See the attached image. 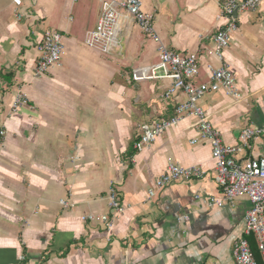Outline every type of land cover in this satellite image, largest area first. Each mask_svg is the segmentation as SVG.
I'll use <instances>...</instances> for the list:
<instances>
[{
    "label": "crops",
    "instance_id": "1",
    "mask_svg": "<svg viewBox=\"0 0 264 264\" xmlns=\"http://www.w3.org/2000/svg\"><path fill=\"white\" fill-rule=\"evenodd\" d=\"M77 1L24 0L32 18L18 20L12 0H0V129L5 131L0 136V264H235L233 244L247 239L243 218L250 203L241 195L221 206H203L204 199L220 198L222 191L214 179L210 144L191 143L200 137L195 118L186 117L140 151L134 148L142 123L173 112L160 98L168 79L131 78L132 70L158 61V44L128 20L118 36L123 49L102 54L86 46L100 2L94 26L83 27L72 16L81 13ZM170 1L141 0L143 10L154 14L164 8L171 12ZM181 5L174 18L161 10L159 37L173 50L197 52L202 67L195 83H205L203 65L219 64L205 48L222 23L220 3L182 0ZM236 19L238 30L224 61L241 98L208 92L199 104L223 143L242 147L244 127H264V0ZM46 28L62 33L63 53L58 64L36 76L31 42ZM82 39L92 50L83 48ZM18 90L26 93L27 104L10 112ZM263 154L262 138L236 157ZM169 162L199 166L204 176L171 183L148 197ZM112 183L123 214L109 230L83 221L85 214H110ZM183 214L189 219L177 220Z\"/></svg>",
    "mask_w": 264,
    "mask_h": 264
},
{
    "label": "built area",
    "instance_id": "2",
    "mask_svg": "<svg viewBox=\"0 0 264 264\" xmlns=\"http://www.w3.org/2000/svg\"><path fill=\"white\" fill-rule=\"evenodd\" d=\"M262 0H218L220 12L218 20L221 25L209 36V45L205 48L219 64L207 62L203 69L208 78L207 82L196 84L195 79L200 74L201 61L197 52H180L165 46L154 27V13L142 8L141 0H99L100 15L95 27L88 31L84 43L102 54H110L117 45L121 25L125 21L134 22L141 32L158 44V61L146 68L132 70L134 81L168 79L170 83L160 94V98L173 105L169 116H162L140 126V134L134 148L137 151L152 143L160 134L176 126L186 117L195 118L200 137L193 139L192 144L206 140L211 146L214 160V179L222 191L220 198L204 199L203 206H221L226 201L246 195L249 207L244 213V232L254 234L260 254L258 261L245 237L234 241L232 255L235 264H264V154L262 156L239 159L236 154L252 141L264 139V127L247 125L239 133L241 146H228L223 143L220 132L208 119L199 100L208 92L222 91L227 96L239 100L240 90L237 86L230 66L224 61V51L230 38L238 30L237 17L234 11H255ZM13 14L16 19L32 18V13L23 7L24 0H12ZM37 53L35 75L40 76L61 60L63 53V35L59 30L46 28L38 40L31 42ZM179 95L184 96L179 100ZM25 92L18 90L9 111L14 112L20 106L27 104ZM0 129V136H4ZM204 170L199 166H183L177 162H169L166 170L159 175L147 190L148 197H153L165 186L174 182H189L201 179ZM197 200L200 197L195 196ZM107 203L110 214H85L81 219L85 222H99L110 229L116 218L124 212L117 184H110L107 191ZM63 205H69L62 201ZM189 216H177V220H188ZM21 259L23 257L21 256Z\"/></svg>",
    "mask_w": 264,
    "mask_h": 264
},
{
    "label": "rangeland",
    "instance_id": "3",
    "mask_svg": "<svg viewBox=\"0 0 264 264\" xmlns=\"http://www.w3.org/2000/svg\"><path fill=\"white\" fill-rule=\"evenodd\" d=\"M150 3L152 5H154L153 3L157 4V0H156V2H153V0H150ZM159 3H161V2H159ZM77 4H78V8L81 10V13L78 12L77 14L75 13V14L72 15L74 20H76L75 23H81L83 25V27L84 26L85 27H87V26L93 27L94 26V16H95V13H96V8L99 5V1L98 0H79V1H77ZM181 4H182V0H177V5L172 4L171 1H170V3L167 4L166 7L171 8V12H169V11L166 12L167 9L164 8L163 10L160 9V12L158 11L156 14H154V16H155V18H154V26H155V29H156L157 33L159 32L158 30H159V27H160V21H159V19L157 17L160 15L161 10H162V12L164 14H166L168 16L173 15L172 17L174 18V15H177L175 13V11L182 10L181 9V6H182ZM88 8L91 9L90 12L88 11ZM142 36L147 37L143 33H142ZM81 43H82L81 45L83 46L84 49L92 50V49L87 48L84 45L83 39H82ZM123 47H124V44L122 42H119L118 45L115 48H113V50H116L118 48L123 49ZM102 56L106 57L108 55H102Z\"/></svg>",
    "mask_w": 264,
    "mask_h": 264
},
{
    "label": "trees",
    "instance_id": "4",
    "mask_svg": "<svg viewBox=\"0 0 264 264\" xmlns=\"http://www.w3.org/2000/svg\"><path fill=\"white\" fill-rule=\"evenodd\" d=\"M221 1V0H220ZM6 79L8 80L9 77H6ZM247 240L249 242V245H250V248L255 256V258L260 261V254H259V250H258V247H257V243L255 241V238L253 236V234H249L247 235Z\"/></svg>",
    "mask_w": 264,
    "mask_h": 264
},
{
    "label": "water",
    "instance_id": "5",
    "mask_svg": "<svg viewBox=\"0 0 264 264\" xmlns=\"http://www.w3.org/2000/svg\"><path fill=\"white\" fill-rule=\"evenodd\" d=\"M233 15H234V17H237V15H238L237 10L234 11V14Z\"/></svg>",
    "mask_w": 264,
    "mask_h": 264
}]
</instances>
